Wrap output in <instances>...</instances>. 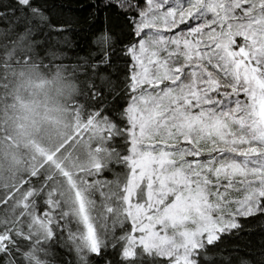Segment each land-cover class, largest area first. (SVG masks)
<instances>
[{
  "label": "snow or ice",
  "instance_id": "snow-or-ice-1",
  "mask_svg": "<svg viewBox=\"0 0 264 264\" xmlns=\"http://www.w3.org/2000/svg\"><path fill=\"white\" fill-rule=\"evenodd\" d=\"M14 3L0 8V80L37 59L38 47L66 55L44 47L49 32L69 29L42 32L43 0ZM117 8L128 40L117 50L102 33L98 50L73 65L95 109L82 115L84 106L72 105L76 133L101 146L86 166L66 163L68 150L62 159L42 153L26 180L0 186V264H46L45 245L60 233L78 264H90L89 254L102 264H251L215 245L241 219L264 218V0H121ZM117 139L127 154L102 147ZM110 161L127 172L97 179Z\"/></svg>",
  "mask_w": 264,
  "mask_h": 264
},
{
  "label": "clouds",
  "instance_id": "clouds-1",
  "mask_svg": "<svg viewBox=\"0 0 264 264\" xmlns=\"http://www.w3.org/2000/svg\"><path fill=\"white\" fill-rule=\"evenodd\" d=\"M81 91V82L63 66L47 69L38 59L13 65L0 92V186L22 179L42 153L56 152L62 159L68 150L66 163L92 162L93 142L77 135L73 116L72 105Z\"/></svg>",
  "mask_w": 264,
  "mask_h": 264
},
{
  "label": "trees",
  "instance_id": "trees-1",
  "mask_svg": "<svg viewBox=\"0 0 264 264\" xmlns=\"http://www.w3.org/2000/svg\"><path fill=\"white\" fill-rule=\"evenodd\" d=\"M121 0H108L109 6L102 7L101 0H43L44 14L48 17V21L45 25L41 26L42 32L48 31L47 24H51L53 27L65 26L68 31L65 32H49L50 37L54 39L46 42L44 47L52 52L66 53V55H60L57 57H50L46 55L41 48H36L37 59L41 62V66L47 69H54L56 67L63 66L67 72H71L82 84L81 94L78 96L74 104L83 105V113L86 114L90 110H95L88 97L85 96L86 85L84 77L81 76L74 68L73 65L78 64L80 61L77 57H86L90 51H97L99 45L94 43L95 39L102 33H106L111 37L110 48L119 50L121 45L128 40V34L125 28L126 21L124 12L117 8ZM15 7L14 0H0V8L5 11L8 6ZM141 7L144 6V0H140ZM35 23V21H34ZM7 25L0 24V28H6ZM16 30L22 32L23 26L17 25ZM42 38V36H34L33 39ZM0 41L3 38L0 37ZM239 43V40L237 41ZM0 55H3L0 52ZM107 71V69H105ZM9 75L6 80H0V84L8 83ZM5 89L0 87V92ZM243 98V97H241ZM122 107H127V103H124ZM111 117V114L109 113ZM114 119V118H113ZM119 123V121H117ZM87 133L84 137L87 138ZM94 146L97 145L93 141ZM115 146L121 151V154H127L125 148L121 147V141L119 139L114 142H107L102 147L108 148L111 151ZM127 172V168L122 165H117L111 161L108 164V168L104 169L97 179L113 180L116 178V174L123 175ZM26 180L27 177L25 176ZM34 183V182H33ZM24 184L22 187H27ZM4 190L0 189V193ZM234 198H238V194L233 195ZM99 200V197H97ZM38 212L45 211L43 204L38 200ZM241 229L233 230L231 234L221 235L219 242L215 245V249H224L225 254H229L233 249L237 250V255L251 262V264H257L258 260L264 259L259 255L260 251L264 250V218L255 217L249 219H241ZM75 229V225H73ZM125 229H130V223L124 225ZM121 229H116V234H121ZM66 238L65 233H60L54 241L45 245L46 249L50 252L48 256L41 254L42 259L46 264H78L77 256L74 250L66 247L63 243ZM21 251H28L30 244L28 241L20 242ZM215 249L210 248L209 251ZM139 251V249H137ZM109 258H112L111 255ZM22 259V258H20ZM88 259L90 264H102V262L94 255L89 254ZM27 264V261H24ZM235 264V258L233 260Z\"/></svg>",
  "mask_w": 264,
  "mask_h": 264
},
{
  "label": "rangeland",
  "instance_id": "rangeland-1",
  "mask_svg": "<svg viewBox=\"0 0 264 264\" xmlns=\"http://www.w3.org/2000/svg\"><path fill=\"white\" fill-rule=\"evenodd\" d=\"M234 198V197H233ZM235 199V198H234ZM157 228H159V226H157Z\"/></svg>",
  "mask_w": 264,
  "mask_h": 264
}]
</instances>
